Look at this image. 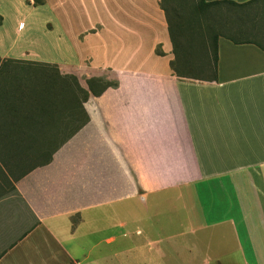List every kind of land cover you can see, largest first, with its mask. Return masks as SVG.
Instances as JSON below:
<instances>
[{
    "label": "crops",
    "instance_id": "1",
    "mask_svg": "<svg viewBox=\"0 0 264 264\" xmlns=\"http://www.w3.org/2000/svg\"><path fill=\"white\" fill-rule=\"evenodd\" d=\"M230 1L242 36L202 80L173 73L159 0H0V63L47 62L4 24L46 12L47 63L118 82L29 171L0 85V264H264V0Z\"/></svg>",
    "mask_w": 264,
    "mask_h": 264
},
{
    "label": "trees",
    "instance_id": "2",
    "mask_svg": "<svg viewBox=\"0 0 264 264\" xmlns=\"http://www.w3.org/2000/svg\"><path fill=\"white\" fill-rule=\"evenodd\" d=\"M168 1L159 0V5L165 15L172 45L174 57L169 64L173 73L181 78L214 79L217 35L207 39L195 28L188 35L178 21L179 12L168 6ZM244 5L230 0H198L194 10L205 13L208 9L225 7L230 11ZM227 15L230 17L235 13ZM1 21L0 16V24ZM155 51L162 54L159 47ZM86 84L87 88H84L74 75L62 74L56 64L16 59L0 63V85L4 86V98L10 104L11 169L19 166L29 171L50 162L55 148L87 122L83 102L91 95L98 96L108 87L117 86L118 82L92 76ZM17 134L24 136L25 142L18 141ZM23 144L25 154H13L12 148L20 147L21 151Z\"/></svg>",
    "mask_w": 264,
    "mask_h": 264
},
{
    "label": "rangeland",
    "instance_id": "3",
    "mask_svg": "<svg viewBox=\"0 0 264 264\" xmlns=\"http://www.w3.org/2000/svg\"><path fill=\"white\" fill-rule=\"evenodd\" d=\"M27 1V0H26ZM198 0H170L168 1V6L171 8H175L179 12L178 21L181 23L183 29H185L186 33L189 35V32L193 33V29L195 28L199 32L203 33V35L209 39L213 35H217L218 33H226L233 38H239L242 35L237 34L233 31V20H229L226 11V8L220 9H208L205 13L201 11L194 10V5ZM43 0H34V4H41ZM46 12H41L40 14H34L30 16L28 19L23 21V26L15 30L14 28H18V22L15 19L4 21L5 28V38L10 40H14L16 44H20L18 46H29L34 49L41 59L47 60L50 62V21L46 19ZM228 26L227 24L230 23ZM254 24H256L255 18H253ZM18 32V33H17ZM76 77L78 83L87 88L86 80L88 78L78 77L75 74H71ZM99 77H102L106 80H112V75L108 71H103Z\"/></svg>",
    "mask_w": 264,
    "mask_h": 264
}]
</instances>
